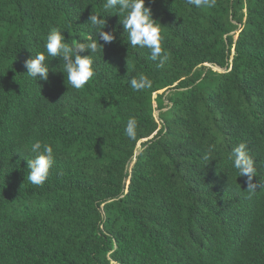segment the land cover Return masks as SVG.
Listing matches in <instances>:
<instances>
[{
    "label": "trees",
    "instance_id": "16d2710c",
    "mask_svg": "<svg viewBox=\"0 0 264 264\" xmlns=\"http://www.w3.org/2000/svg\"><path fill=\"white\" fill-rule=\"evenodd\" d=\"M105 3L0 0V264H264V188L247 198L233 157L245 143L264 183V0H145L163 69ZM93 13L116 39L92 80L68 86L60 57L47 81L27 74L54 29L99 43ZM140 74L151 88L132 89ZM36 141L55 157L42 186L27 180Z\"/></svg>",
    "mask_w": 264,
    "mask_h": 264
},
{
    "label": "clouds",
    "instance_id": "9594fccd",
    "mask_svg": "<svg viewBox=\"0 0 264 264\" xmlns=\"http://www.w3.org/2000/svg\"><path fill=\"white\" fill-rule=\"evenodd\" d=\"M188 3L197 7L213 8L216 0H188ZM104 11L111 12L119 8L120 21L128 34V41L131 48L137 46L147 48L151 52L150 59L159 60L158 68L163 69L169 56L165 54L162 46L164 36L162 35L161 24L153 19L152 8L146 7L145 0H106ZM99 14H92L89 17L90 24L97 29L99 43L89 37L88 42H75L71 45L66 42L65 36L59 30H53L47 37L46 51L36 54L24 62L27 74L33 79L47 81L49 79L50 68L48 67V57L62 58L63 72L66 74V84L77 90L82 89L95 75L93 67L95 56L99 52H104V44L113 43L116 39L114 34L104 31L107 25L106 19H101ZM90 51V55L83 53ZM129 70V63L127 62ZM55 71V70H54ZM131 87L136 91H141L152 87V81L144 74L131 80ZM138 122L135 118H130L127 122L125 134L130 140L137 138ZM213 148H209L205 153L204 159L211 160L210 153ZM31 152L33 158L28 159L29 173L27 180L35 185L42 186L48 179L50 170L55 163L53 148L50 144L36 141ZM234 167L239 171V176L247 177V193L251 199L259 188H264V183H254L256 176L255 162L247 151L245 143L239 144L233 150Z\"/></svg>",
    "mask_w": 264,
    "mask_h": 264
},
{
    "label": "rangeland",
    "instance_id": "374dc122",
    "mask_svg": "<svg viewBox=\"0 0 264 264\" xmlns=\"http://www.w3.org/2000/svg\"><path fill=\"white\" fill-rule=\"evenodd\" d=\"M215 70H220V69L217 68V67H215ZM221 71H223V70H221ZM160 93H162V91H161ZM159 113H160V110H156V111H155V117H156V119H157V120L161 123V125H162V122H163V121H162V119H160ZM142 142H144V141H142ZM142 142H140V143L138 144L136 155H138V154L141 152V150H142Z\"/></svg>",
    "mask_w": 264,
    "mask_h": 264
}]
</instances>
